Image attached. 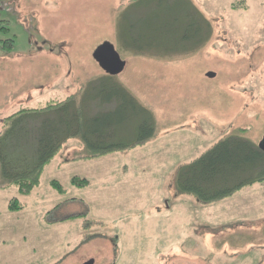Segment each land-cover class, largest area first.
<instances>
[{"label":"rangeland","instance_id":"rangeland-1","mask_svg":"<svg viewBox=\"0 0 264 264\" xmlns=\"http://www.w3.org/2000/svg\"><path fill=\"white\" fill-rule=\"evenodd\" d=\"M164 1L0 0V130L20 108L105 77L92 57L103 42L125 60L111 81L154 127L143 143L92 157L70 139L27 193L0 176V264H264V180L209 204L175 187L177 169L227 134L257 146L264 136V0ZM188 14L210 36L173 50L167 30ZM149 21L154 35L139 37Z\"/></svg>","mask_w":264,"mask_h":264},{"label":"trees","instance_id":"trees-1","mask_svg":"<svg viewBox=\"0 0 264 264\" xmlns=\"http://www.w3.org/2000/svg\"><path fill=\"white\" fill-rule=\"evenodd\" d=\"M164 3L156 2L160 6ZM201 19L188 14L181 34L180 23L173 20L167 30L172 34L173 50L197 48L209 38L208 26L205 28ZM175 23L178 32L174 30ZM145 24L147 33L139 37L152 38L157 28L151 21ZM175 33H179L178 38ZM142 44L145 48L154 46L151 40ZM133 47L142 49L135 42ZM113 77L106 74L97 82L91 81L79 94L49 100L37 108H20L4 117L0 130L2 186L13 185L22 193L32 190L39 184L43 167L70 139H77L84 155L92 157L125 150L151 138L154 127L149 109L139 104L127 88L111 81ZM242 134L241 130L227 134L199 157L181 165L175 176L177 192L193 195L200 204H209L263 181L264 151L242 138ZM72 181L77 185L86 183L76 178ZM53 186L61 190L57 182ZM9 207L22 206L11 199Z\"/></svg>","mask_w":264,"mask_h":264},{"label":"water","instance_id":"water-1","mask_svg":"<svg viewBox=\"0 0 264 264\" xmlns=\"http://www.w3.org/2000/svg\"><path fill=\"white\" fill-rule=\"evenodd\" d=\"M92 57L100 68L110 76L118 75L125 67V60L121 58L110 42H103L98 45L93 51ZM258 147L264 151V136Z\"/></svg>","mask_w":264,"mask_h":264}]
</instances>
